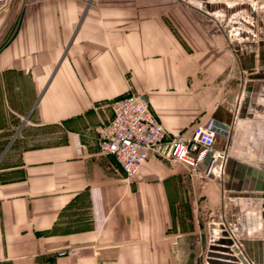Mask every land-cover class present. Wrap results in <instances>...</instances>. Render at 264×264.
Returning <instances> with one entry per match:
<instances>
[{
	"label": "crops",
	"instance_id": "crops-1",
	"mask_svg": "<svg viewBox=\"0 0 264 264\" xmlns=\"http://www.w3.org/2000/svg\"><path fill=\"white\" fill-rule=\"evenodd\" d=\"M166 2L15 0L22 9L6 11L0 0V264H187L178 231L205 206L264 264V81L247 85L258 96L220 179L151 157L128 180L98 147V126L130 91L189 133L197 118L230 120L212 84L228 83L231 65L264 79V38L237 48L203 14L156 5ZM228 197L245 205L231 217Z\"/></svg>",
	"mask_w": 264,
	"mask_h": 264
},
{
	"label": "rangeland",
	"instance_id": "rangeland-1",
	"mask_svg": "<svg viewBox=\"0 0 264 264\" xmlns=\"http://www.w3.org/2000/svg\"><path fill=\"white\" fill-rule=\"evenodd\" d=\"M207 3H209L215 11L207 12L205 8ZM15 4V0H11V3H9V7L6 11H12ZM220 4L222 6H219ZM129 5L136 6L138 4L130 2ZM156 5H160L161 7L170 5L172 10H190L203 14L206 17L205 20L209 21L215 30H219L221 34L224 33L231 41V44L235 45L237 48L245 43L250 44L251 47L255 48L256 45L263 41L262 38H264V0H167L166 3H156ZM21 9L22 3L16 5V11H20ZM252 10L254 11L253 15ZM13 21L15 22L16 19ZM231 60V64H234L235 61L233 55H231ZM256 71L257 70H252L251 72L247 71V74L245 73L244 78H242L238 68H232L231 65L230 81L228 83L222 82L212 84L215 90L220 91L221 96L219 100H214L213 106L221 110H226L229 114H231V118H227L230 119L227 123L223 122L218 124L219 133L215 145L216 151H223L224 148L227 147V142L230 137L233 138L236 135L235 141H237L239 139L237 136V130L240 126H242L241 124L243 120L251 119L249 118L251 116L245 117L243 113L248 110L251 105H254V103L250 102L257 99V93L260 88H248L247 85L249 84L251 86L254 83L259 84L264 81L260 72L257 73ZM242 80L244 81L243 85L241 84ZM253 91H255V93H253ZM136 94L149 101L146 94ZM253 116L256 118L254 114ZM210 117L212 116H204L201 117L202 119L197 118L198 120L195 123H202V121L204 122ZM197 124L195 126H197ZM185 133L190 134V132ZM245 138L243 137L242 139ZM257 141H259L258 138ZM239 148L240 147H237V149ZM229 158H231V145L229 147V156L227 161ZM227 161L225 167H222L224 169V174L226 173ZM221 164L220 160L219 164L216 165L218 170H220ZM190 171L192 172V170ZM197 172L199 173L200 171ZM201 174L216 180L221 178L220 176H215L214 174H208L207 170H202ZM234 207L242 208L245 207V205L243 202L235 204L231 201V197H228V202H226V212L229 217H231V210H233ZM203 209H201V207L199 208V219L195 217L197 212L192 213L191 210L188 209L190 211L187 210V217L190 216V221L186 227H182L181 230L179 228L178 231V233L183 236V243H181V245L182 247H186L188 251L187 264H207L206 257L209 251V246L213 239H215V237L217 238L216 234H219L220 232L218 227L212 228L210 226L211 223H225L231 232V227L230 224H228V221H223L221 208L213 211L211 208L205 206ZM208 211H210V213H208Z\"/></svg>",
	"mask_w": 264,
	"mask_h": 264
},
{
	"label": "built area",
	"instance_id": "built-area-1",
	"mask_svg": "<svg viewBox=\"0 0 264 264\" xmlns=\"http://www.w3.org/2000/svg\"><path fill=\"white\" fill-rule=\"evenodd\" d=\"M97 133L100 151L116 159L128 180L139 176L151 157L222 177L231 145L230 137L223 151L215 150L219 126L214 117L197 124L190 134L169 131L150 102L134 92L114 102L112 118L101 122ZM220 160L218 170L216 165ZM66 254L75 255L77 251L60 252V255Z\"/></svg>",
	"mask_w": 264,
	"mask_h": 264
},
{
	"label": "water",
	"instance_id": "water-1",
	"mask_svg": "<svg viewBox=\"0 0 264 264\" xmlns=\"http://www.w3.org/2000/svg\"><path fill=\"white\" fill-rule=\"evenodd\" d=\"M219 6L222 5L220 4ZM205 8L207 12L215 11L209 3H207ZM253 14L254 11L252 10ZM210 226L212 228L218 227L220 232L216 234L217 238L215 237L209 246L206 257L207 264H251L239 248L225 223H211Z\"/></svg>",
	"mask_w": 264,
	"mask_h": 264
}]
</instances>
